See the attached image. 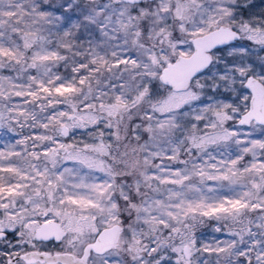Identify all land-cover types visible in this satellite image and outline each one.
<instances>
[{
	"label": "snow or ice",
	"instance_id": "snow-or-ice-1",
	"mask_svg": "<svg viewBox=\"0 0 264 264\" xmlns=\"http://www.w3.org/2000/svg\"><path fill=\"white\" fill-rule=\"evenodd\" d=\"M0 264H264V0H0Z\"/></svg>",
	"mask_w": 264,
	"mask_h": 264
}]
</instances>
